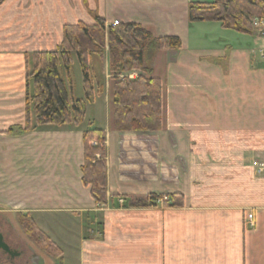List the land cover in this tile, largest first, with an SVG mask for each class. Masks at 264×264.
Returning <instances> with one entry per match:
<instances>
[{"label": "crops", "instance_id": "0c3cea01", "mask_svg": "<svg viewBox=\"0 0 264 264\" xmlns=\"http://www.w3.org/2000/svg\"><path fill=\"white\" fill-rule=\"evenodd\" d=\"M212 1L0 0V219L15 229V216L31 219L61 264H264V60L252 55L264 35L189 23L191 3ZM92 15L178 39V51L144 54L162 84L161 130L113 131L105 50L90 57L83 122L35 126L31 115L25 131L31 56L56 52L63 27H93ZM69 76L84 101L74 55ZM88 129L105 134L104 205L81 182ZM150 195L166 201L129 206ZM61 230L73 236L50 237Z\"/></svg>", "mask_w": 264, "mask_h": 264}, {"label": "trees", "instance_id": "16d2710c", "mask_svg": "<svg viewBox=\"0 0 264 264\" xmlns=\"http://www.w3.org/2000/svg\"><path fill=\"white\" fill-rule=\"evenodd\" d=\"M187 17L189 23L214 22L223 29L251 35L252 19H264V0L191 3ZM92 18L95 22L93 27L81 23L64 26L62 43L56 52L31 56V70L26 79L25 131L32 129L31 115L35 126H79L83 122L85 102H90L94 96L90 57H102L105 50L112 80L110 116L113 131L149 133L161 130L162 84L145 68L144 54L149 51H178V39L155 38L133 23L107 27L96 15H92ZM73 55L81 70L84 101L76 100L71 95L69 71ZM60 67L65 72L66 80L59 73ZM134 72L138 75L134 79L129 78ZM82 142L81 182L89 188L94 203L104 205L105 134L100 130L88 129L83 133ZM162 198L150 195L144 199H130L129 206L150 207ZM28 223H21L20 228L29 243L46 256L59 258V249L39 231L31 219Z\"/></svg>", "mask_w": 264, "mask_h": 264}, {"label": "rangeland", "instance_id": "374dc122", "mask_svg": "<svg viewBox=\"0 0 264 264\" xmlns=\"http://www.w3.org/2000/svg\"><path fill=\"white\" fill-rule=\"evenodd\" d=\"M251 29H252V34H255V35H264V19H252L251 21ZM259 52H261V54H263L264 56V49L260 48V50L258 51H253V54L256 53V55L259 54ZM252 54V55H253ZM255 60L257 61H261L257 58H255ZM264 60V58L262 59ZM73 62L75 63V60H73ZM75 68L74 70H72L73 75L76 76V77H79L80 75V72H79V68L78 66H76V64L74 65ZM12 221L14 223H16L17 225V229L15 228H11L10 227V224L8 223V220L6 218H1L0 219V231L3 233L4 236H6V234L8 235V238L15 242L18 246H21L23 249L27 250L28 248V239L23 235V233L21 232V228H20V225L21 223L23 224H27L30 219L26 216H20V215H17L15 216V218L12 219ZM29 224V223H28ZM73 227V225L71 226ZM50 227L48 228L47 231L51 232L52 230H49ZM67 229L69 230V225H67ZM72 231V230H70ZM70 231H63L61 230L60 233L58 231L55 232V234L53 235H50V237H52L53 239L56 240L57 236L60 238L62 237V239H64V237L66 238H69L70 236H73L70 232ZM66 232H70L69 234H66ZM49 235V234H48ZM33 250L39 254L40 253V262L39 264H61V261L60 259H56V258H51L49 256H46L45 254H43L42 252H40L39 250H37L36 248L33 247ZM64 253H67L66 251ZM26 257H28L29 253L26 252L25 253ZM67 258H70V253L68 252L67 254ZM0 263L4 262L5 261V258L0 254Z\"/></svg>", "mask_w": 264, "mask_h": 264}, {"label": "flooded vegetation", "instance_id": "af4514ba", "mask_svg": "<svg viewBox=\"0 0 264 264\" xmlns=\"http://www.w3.org/2000/svg\"><path fill=\"white\" fill-rule=\"evenodd\" d=\"M8 235L4 236L0 231V254L5 258V261L0 264H39L40 253L37 254L30 243L27 244L28 248L25 250L11 241ZM26 252L29 253L28 257L25 255Z\"/></svg>", "mask_w": 264, "mask_h": 264}, {"label": "built area", "instance_id": "2783aa9c", "mask_svg": "<svg viewBox=\"0 0 264 264\" xmlns=\"http://www.w3.org/2000/svg\"><path fill=\"white\" fill-rule=\"evenodd\" d=\"M117 25H118V22H113V23L110 25V27H114V26H117ZM255 58H257V59H259V60H262V59L264 58V56H263V54H261V52H259L258 55H256V53L253 54V59H255ZM164 201H166V198H165V197L162 198L161 200H157V202H164ZM245 223H246V225H248V226H252V218H251V216H247V218L245 219Z\"/></svg>", "mask_w": 264, "mask_h": 264}]
</instances>
